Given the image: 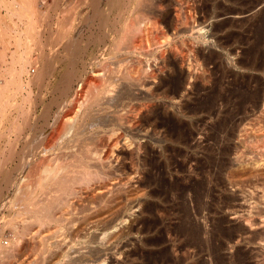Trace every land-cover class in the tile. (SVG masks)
Here are the masks:
<instances>
[{
    "label": "bare ground",
    "instance_id": "bare-ground-1",
    "mask_svg": "<svg viewBox=\"0 0 264 264\" xmlns=\"http://www.w3.org/2000/svg\"><path fill=\"white\" fill-rule=\"evenodd\" d=\"M131 1L76 0L74 6L71 5L72 7L70 6L71 8L68 9L64 7L65 0H53L52 3L51 0H42V8L37 10L39 12L37 16L35 0H20L17 1L18 3L0 0V8H4L10 17H15L24 24L27 21L25 32L19 33L20 29H18L19 38L17 40L19 45L23 46L26 39L29 48V51L19 58L11 52L12 33L9 31L8 22H6L8 18L6 17L7 19L4 18L5 20H3L0 16V139L5 138L8 147V150L0 148V175L6 173L7 177L4 178V180L7 179L5 186L7 194L4 189L0 188V199H2L3 211L4 209L8 211V219L5 221V225H8L12 235L11 240L9 239V252H7L10 258L16 257L21 250V245L26 246L25 240H29L38 244L39 256L28 261L27 264H45L47 258L63 246L62 244L67 238L64 236L65 225L74 218L73 216H79L89 211L93 213V210L106 205L113 194L122 191L123 187L132 180L131 178H124L120 174L123 171L122 165L125 164L124 153L129 150V157L133 158L139 155L144 147L142 143L135 141L136 137H129L131 132H128L127 129L132 131V129L141 125L146 111L152 108V103L155 102L157 95L163 94L164 97H168L171 93H184L186 84L198 74L195 68L216 61L217 57L213 53L210 56H205V53L202 54L199 49H195V51H198L197 56L193 54L191 58H194L190 60V55H187L189 57L187 59L186 54H182L177 49V51L175 50L176 54L172 56L174 61L171 64L175 75L162 82L158 80L159 83L157 84L155 82L157 79L156 70L154 71L151 67L150 69L146 68L147 63L144 66L143 60H137V56L140 55L143 58L145 55L144 58L148 60L154 55L155 51L152 47L155 46L156 48V38L163 36L156 37L155 34L156 32L159 33L158 29L161 31L162 24L166 23L167 20L163 22L160 16V19L157 17L151 19L149 16L146 18L143 15L148 13H154L155 15L156 12L164 8L165 0H163V4L162 0H135V8L142 15L139 14L131 24L121 27L122 19H120V16ZM175 8L179 9L177 6ZM182 8L179 12L184 10ZM162 13L164 14V12ZM180 13L172 15L173 18L169 22L171 27H176L175 34L177 37L181 35L178 30V25L182 23V14L180 15ZM63 16L64 20L62 19ZM65 17L68 20H65ZM186 19L184 18L185 21H188V18ZM146 20L147 23H142ZM38 22L39 26H37ZM142 24L145 25V28ZM166 26L168 27V25ZM86 27L91 28L92 33L88 37L89 40L87 39L85 42L81 37ZM142 27L145 34L143 39H139L136 32ZM114 29L118 34L112 38ZM89 31L91 32V30ZM164 34L166 35L165 32ZM167 36H164V39ZM196 36V38L193 36L194 39L201 41L203 35ZM143 42H146V45ZM35 46L41 50L38 57H36ZM176 46L178 45L176 44ZM168 48L170 49V47ZM141 57L139 59H142ZM129 58L135 59L130 63L131 59L129 60ZM33 60L42 62L43 68L40 72H37V77L34 80L27 81L25 75L27 77L28 67H30ZM60 74L59 85L55 87L57 89H53V93L55 95L59 93L61 99L60 102L54 100L57 110L60 111L59 115L57 111L56 115L58 116H55L56 120L54 119L55 122L59 120L58 131L55 130L56 134L42 136V139L39 138L41 140L40 144L36 148L32 144V148L27 144L30 141L27 140L25 144V138L28 139L29 137L26 135L28 122L37 104L34 103L32 87L38 81L37 84L40 90H48L50 83L57 80V76ZM159 78L161 79V77ZM202 78L205 79V71ZM76 84L79 85L80 89L76 90ZM80 90L82 93H80ZM240 101V103H237L238 107L236 106L238 108L237 112H231L219 125L222 130L229 131L227 133L234 143L233 147L228 149L229 151L223 152L220 163L217 161L219 180L228 163L236 162L244 166L251 165L253 168L256 167L254 169H257L258 172L257 174L252 173L253 176L247 178L245 182L242 180L243 183L241 182V184H233V188H237L238 194H222L221 203L225 208L231 209V212L237 218L241 212L246 213L239 215V218L243 219L248 225L249 229L244 228V230L247 233L251 232L253 241L257 239L264 240V155L254 154L256 149H264V93H244ZM242 108L245 110H242ZM44 111L49 119L54 117L49 106ZM149 120L148 118L146 121L149 122ZM47 138L49 143L43 145L42 142H46ZM50 146H58L61 150H65L67 157H63L64 159H61L56 165L55 163L54 165L47 164L48 158L45 159V154ZM91 146L93 148H90ZM210 162L212 163V161ZM35 167L38 172L32 175L30 170ZM245 169L248 170L249 168ZM3 216V220L0 218L2 221L5 220V216ZM223 221L221 222L224 223L225 221ZM34 225H37V228H45L44 226L49 227L51 225L56 229L51 231L52 228L50 229L51 232L43 235L40 231L42 228L37 229L35 227L37 230H34ZM238 228L231 227V233L228 234L224 228L221 229L220 227V231L222 230L223 233L221 236L225 235L227 238L229 237L230 241L232 239L235 241L234 237L238 238L237 235L242 234L240 232L242 228ZM68 229H71V227ZM3 232H5V229H3ZM2 242L0 239V250L5 247ZM254 251L251 254L253 258L262 257L261 252ZM97 253L99 254V251L94 252L91 257L95 258ZM25 258L29 259V257ZM25 260L22 261L23 264H25Z\"/></svg>",
    "mask_w": 264,
    "mask_h": 264
},
{
    "label": "rangeland",
    "instance_id": "rangeland-1",
    "mask_svg": "<svg viewBox=\"0 0 264 264\" xmlns=\"http://www.w3.org/2000/svg\"><path fill=\"white\" fill-rule=\"evenodd\" d=\"M8 1L18 3L17 1L20 0L16 2L15 0ZM263 1L165 0L164 8L156 12V16L154 13L143 15L146 18L149 16L151 19L155 17L160 19L161 17L163 22L167 20L166 23H163L164 26L162 24L161 31L158 29L159 33L156 32L155 34L156 37L163 35L156 38L157 49L155 46L152 47L155 51V56L153 55L155 58L152 56L147 60L144 58L145 55L143 58L140 55L137 56V60H143V65H147L146 68L150 69L151 67L154 71L156 70L157 79L155 82L157 84L159 81H165L175 75L171 64L174 61L172 56L176 54L177 49L182 54H186L185 56L190 55V60H193L194 57L191 58V56L198 52L195 49H199L202 54L205 53V56H210L213 53L217 57L216 61L208 62L209 64L207 63V65L197 66L195 68L198 73L196 76L200 80L196 76V79L195 77L191 78L192 80L188 82L190 85L186 84L184 93H171L168 97H164L163 94L157 95L155 102L152 103V108L145 113L142 122L144 124L141 123L132 131L127 129L128 132H131L129 137H136L135 141L137 140V142L144 145V150L142 149L139 155L133 158L129 157V150L124 153L125 164L122 165L123 171L121 170L120 174L124 178H131L132 180L123 187L124 190L122 189V191L117 193L118 195L116 193L113 194L103 207L93 210V213L90 211L85 213L86 217L85 214L73 216L74 218L65 225L64 236L67 238L62 244L63 246L61 245V249L59 247L55 250L54 253L57 255L53 253L48 257L49 259L47 258L45 264H221L222 262V264H264V240L257 239L253 241L251 232L247 233L244 230V228L249 229L247 223L239 218V215L246 213L243 214L241 212L237 218L231 212V209L225 208L221 203L222 194H238V190L236 187L233 188V184H241L242 180L245 182L247 178L249 179L253 176L252 173L255 172L257 174L258 171L254 169L256 167L253 168L251 165L244 166L236 162H234L235 165L234 163H228L219 180L217 165L223 158V152L233 147L232 145L234 144L233 139L231 140L228 134L229 131L227 130V133L226 130H222L219 126L221 121L231 112H237V103L241 102V96L244 93H264ZM52 2L53 0H51ZM65 2L64 7L69 9L74 6L76 0H65ZM135 3L136 1L132 0L120 16V19H122L121 27L131 24L136 16L142 15L135 8ZM35 4L36 15L38 16L39 12L37 10L42 8V0H35ZM181 8L184 10H182L183 12L180 11V13L179 10ZM178 13L182 14L181 18L184 24L178 25L181 35L177 37L175 34L176 27H171L169 22L173 18L172 15ZM0 16L3 20L8 18L6 22H8L10 33H12L11 52L19 58L29 51L26 39L23 42L25 44L23 46H20L17 40L19 38L18 29H20L19 33L25 32L27 30V21L24 24L19 19L10 17L4 8H0ZM184 18L185 20L188 18V21H185ZM62 19L64 20V16ZM65 20L68 19L65 17ZM142 23H147V20ZM16 24H19L18 27L20 28ZM144 24L142 25L145 28ZM166 25H168L169 31ZM37 26H39V22ZM54 27L56 26L54 25ZM143 27L136 32V36L139 39L144 38ZM88 28L84 29V36H80L85 42L87 39L89 40L88 37L92 33V29ZM186 28L190 30H186ZM163 29L164 31H162ZM164 32L169 36V38L168 36L165 37V39L167 38V43L164 39V36H166ZM198 33L203 35L201 41L194 39V37H197L196 35H200ZM117 34L114 29L112 38ZM191 36L192 38H190ZM171 42H175L178 46ZM143 43L146 45V42ZM144 44L143 46L145 47ZM167 50L168 52H166ZM36 52V57H38L41 52L39 47H36ZM167 56H170V58ZM140 57L142 59H139ZM164 57L165 59H163ZM189 57L187 56L186 58L189 59ZM134 59L129 58V62L132 63ZM42 68V62L31 61L30 67H28L29 73L27 72L25 79L27 81L34 80L37 77V72H40ZM35 70H37L36 73ZM204 71L205 79L202 78ZM60 78L61 74L57 76V80L50 83L48 90H40L37 80L32 87L34 103L37 104L36 106L34 104L36 108L30 117L31 119H29V125L26 130V135L29 137L28 139L25 138V144L27 140L28 142L30 141L27 143L28 146L32 147L33 144L36 148L41 142L39 138L42 139L52 133L56 134L55 130L58 131L59 120L56 123L55 116H58L60 111L57 110L55 101H61V99L59 98L60 94L56 93L55 95L53 91L57 89L55 87H58ZM77 85L76 90L80 89L79 85ZM49 100L52 102H49ZM48 106L54 115L51 119L44 111ZM235 107L237 108L236 110ZM242 110L245 109L242 108ZM42 112H44V115ZM148 118L150 119L149 122L146 121ZM45 141L42 142L43 145L49 143L48 138ZM6 144L5 138L0 139V148L8 150ZM49 148L45 154V159L48 158L47 164L54 165L55 163L56 165L61 159L67 157V152L61 150L60 147L50 146ZM90 148H93V146ZM75 149L77 150V148ZM254 152L255 155H264V149L261 150V148L256 149ZM245 168L249 169L246 170ZM36 170V167L31 169V174H37L38 170ZM5 177L6 173L0 175V188L4 189L6 193L7 179L4 180ZM5 193L4 195L6 196L7 193ZM1 200L0 218L3 220L2 216L4 215L5 220L2 221L0 219V239L5 247L0 250V264H21L26 259L25 257H29V259L27 258L28 260H25V264H27L28 261L39 256V246L35 242L25 240L26 246L21 245L24 242L20 244L23 247H20L22 251L20 250L16 257L10 258L7 252H9L8 245L12 235L8 225H5V221L8 219V211L5 209L3 211ZM237 208L240 209L239 207ZM36 226L34 225V230L37 228ZM50 226H44L45 228L38 227L37 229L42 228L40 231L43 235H47L48 232L56 229L54 226ZM69 226L71 229H68L70 228ZM220 227L221 229L224 228L228 234L231 233V227H239L238 229L242 228L240 231L242 234L239 233L237 235L238 238L234 237L235 241L234 239L230 241L229 237L227 238L225 235L222 238L221 234L223 233L221 232L222 230L220 231ZM52 228L53 230L50 231ZM3 229H5V232H3ZM251 250L261 252L262 257L253 258V255H251L253 251L250 253ZM96 251H99V254H96L99 256L91 257ZM247 251L249 252L248 255Z\"/></svg>",
    "mask_w": 264,
    "mask_h": 264
}]
</instances>
